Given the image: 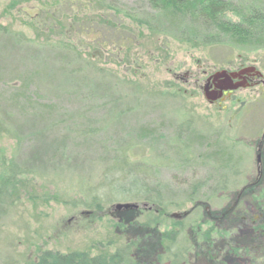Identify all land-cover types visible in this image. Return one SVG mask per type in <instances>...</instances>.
<instances>
[{
  "label": "rangeland",
  "instance_id": "1",
  "mask_svg": "<svg viewBox=\"0 0 264 264\" xmlns=\"http://www.w3.org/2000/svg\"><path fill=\"white\" fill-rule=\"evenodd\" d=\"M153 1L0 0V182L10 166L22 171L0 195V264L105 259L125 247L115 204L163 210L167 233L175 219L165 215L201 201L221 210L251 173L253 155L234 137L252 130L231 112L222 122L200 83L231 61L264 71V46L219 23L263 14L264 0H226L216 20L200 0L173 15ZM116 178L142 188L114 192ZM201 217L197 208L182 221Z\"/></svg>",
  "mask_w": 264,
  "mask_h": 264
},
{
  "label": "flooded vegetation",
  "instance_id": "2",
  "mask_svg": "<svg viewBox=\"0 0 264 264\" xmlns=\"http://www.w3.org/2000/svg\"><path fill=\"white\" fill-rule=\"evenodd\" d=\"M202 76L200 85L202 84L204 94H217V100L208 101V103L218 108L221 113V121L223 122L225 115L231 112L229 120L238 119L239 127L252 130L245 132L246 136L244 137L235 133L234 139L238 142L244 141V147L251 151L253 167L251 173L246 175L244 180L238 181V189L232 193L230 202L223 209H211L206 202L202 201L189 208L188 216L197 208H202V217L201 220L192 222L196 223L194 225L189 223L186 228V241L182 246L186 253L183 251L182 255L185 260L181 263H204L202 258L191 260L192 249L200 248L202 250L203 246L207 248L213 246V255L217 258L223 257L222 262L236 263L234 256L238 252H234V250L237 249L230 248L231 245L226 242H235L234 247L247 249L248 246L250 247V237L263 232L256 226L263 224L264 219V71L253 63L231 61L214 71H204ZM255 198L260 199L257 204L254 203ZM230 218L243 220L248 227L241 230L239 227L225 226L224 221ZM206 222L212 226V236L202 244L198 241V235H194L201 233L202 230L201 228L193 229V226L199 223L204 226ZM144 247V236L141 235L139 247L141 264H172L173 258H169L168 253L175 250L176 246L169 247L168 251L163 249V257L169 260L162 262H153V258L150 261L144 260ZM225 248L228 250L224 255ZM247 261L250 260L247 259Z\"/></svg>",
  "mask_w": 264,
  "mask_h": 264
},
{
  "label": "trees",
  "instance_id": "3",
  "mask_svg": "<svg viewBox=\"0 0 264 264\" xmlns=\"http://www.w3.org/2000/svg\"><path fill=\"white\" fill-rule=\"evenodd\" d=\"M191 1L192 0H155L153 1V4L156 8L160 9V11L173 15L176 10L185 7ZM199 4L200 9L206 14V16L213 20H216L218 16L222 15L223 12L231 8V5L226 0H200ZM239 14L242 18L241 20H244L243 22H241L240 19L239 21H220L219 23L223 25L221 29L225 31L231 29L234 37L244 39L249 44L264 46V27L262 28L263 30H260L256 25L257 22H261L262 24H264V13L261 14L260 12L255 11L250 7L249 9H247L245 14L243 12H239ZM145 24L148 25V21H145ZM117 160L120 161V159ZM10 169L12 170L11 176L13 174L18 175L16 180L18 182V178L22 174V171L19 168H17L16 171L15 166H10ZM126 174L128 175L129 173ZM11 176L0 182V195L2 194V191L6 190L5 187L7 188V182L10 180ZM119 179L120 178L113 179L111 180L112 184H110L111 181L107 182L106 184H109L110 188L114 192H128L134 194L136 193V196L138 195L137 192H139L142 188L140 184H137L135 181L130 182V184H124ZM144 199L148 200L146 197H144ZM259 200V198H255L254 203L257 204ZM152 201L154 204H159L158 201ZM121 212V216L123 217V220H121V226L123 228L122 231L126 236L125 247L119 249L113 255L105 257V259L95 257L89 261L84 255H78L76 253H72L69 255L57 254L53 257L54 264H141L139 260L141 235L144 236L145 243L144 260L150 261L153 258V262H162L164 260H169L168 258L163 257V249L168 251L169 247L176 246V239L174 237V234L180 233L181 235L183 234V236H185L186 238L187 232L182 220H173L170 224V231H167V233V229L163 232L160 231V228L163 226V222H161V219L165 214L163 213V210L152 212L148 209L147 212H143L140 209H128L122 210ZM141 214H145L143 221L139 220V216ZM165 216L169 217L168 214ZM262 222L263 224L256 226V228L262 229L263 232L261 234H256L255 236L250 237L249 244L251 248L249 246L247 247V249L237 248L233 246L235 242H226L227 244L231 245L230 248L237 249L234 250V252H238L237 255L234 256V262L236 263H224L222 262L223 260H221L223 259V257H215L212 252L213 246L208 248L203 246L202 250H200V248H198V250L192 249L193 255L191 257V260L194 261L195 258H202L204 260V263H181L185 260V258L182 255L184 249L179 245L175 250L168 253L169 258H173L172 264H264V219ZM224 224L225 226H233L239 228H241L243 225L246 226L245 228L248 227L243 220H234L233 218L227 219L226 221H224ZM195 228H201L202 230L201 233L199 232L197 234H194L198 235V241H200L202 244L205 240H209L211 238L212 226L209 225L208 222H206L204 226L199 223L198 225L193 226V229ZM185 238L182 243L183 246L186 241ZM167 241L169 242V245L165 244V242ZM247 243L248 242L246 241V244ZM226 250H228V248H225L223 250L224 255ZM184 253H186V250L184 251ZM49 254L52 253H47L41 256L40 262L42 261V259L44 260ZM225 259L226 258L224 257V260ZM247 259H249L250 261L248 262Z\"/></svg>",
  "mask_w": 264,
  "mask_h": 264
},
{
  "label": "water",
  "instance_id": "4",
  "mask_svg": "<svg viewBox=\"0 0 264 264\" xmlns=\"http://www.w3.org/2000/svg\"><path fill=\"white\" fill-rule=\"evenodd\" d=\"M206 99L210 102L217 100V94L215 93V95H209L207 93L204 94ZM139 207V204H135V203H117L114 205V209H116L117 211H121L122 209H129V208H133V209H137ZM189 214V211H185V212H175L172 213L170 216L172 218L175 219H180L182 217H185Z\"/></svg>",
  "mask_w": 264,
  "mask_h": 264
}]
</instances>
